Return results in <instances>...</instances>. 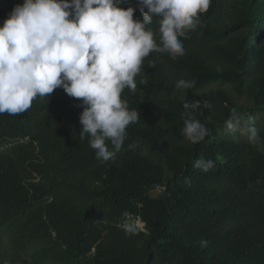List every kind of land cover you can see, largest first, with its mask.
Listing matches in <instances>:
<instances>
[{"label": "trees", "instance_id": "1", "mask_svg": "<svg viewBox=\"0 0 264 264\" xmlns=\"http://www.w3.org/2000/svg\"><path fill=\"white\" fill-rule=\"evenodd\" d=\"M22 3L0 0V26ZM137 4L121 6L142 19ZM181 40L183 56L150 53L122 93L140 118L115 160L80 138L81 102L63 88L0 115V264H264V0H211ZM185 96L211 104L192 113L209 129L195 144L181 132ZM233 108L243 119L229 130ZM251 124L261 143L242 135ZM201 157L214 168H194Z\"/></svg>", "mask_w": 264, "mask_h": 264}, {"label": "clouds", "instance_id": "2", "mask_svg": "<svg viewBox=\"0 0 264 264\" xmlns=\"http://www.w3.org/2000/svg\"><path fill=\"white\" fill-rule=\"evenodd\" d=\"M124 2L23 0L14 6L0 26V115L22 114L34 99L48 98L55 89L63 88L81 102L80 138L90 137V147L101 162L115 160L128 126L140 118L122 99V93L125 89L135 92L136 77L150 53H168L172 59L185 54L181 37L197 28L211 0H138L142 19H134L135 8L122 7ZM154 21L155 31L151 27ZM194 85L195 80L175 82L179 90ZM182 100L185 118L181 132L195 144L209 129L192 113L201 107L211 108V104L187 100L186 96ZM242 119L233 108L224 126L235 129ZM240 131L250 144L261 143L254 124ZM192 166L207 172L215 163L201 157ZM142 227L137 219L122 225L129 235L138 234ZM200 244L204 246L206 241Z\"/></svg>", "mask_w": 264, "mask_h": 264}, {"label": "rangeland", "instance_id": "3", "mask_svg": "<svg viewBox=\"0 0 264 264\" xmlns=\"http://www.w3.org/2000/svg\"><path fill=\"white\" fill-rule=\"evenodd\" d=\"M242 135H244V134H242ZM143 225V224H142Z\"/></svg>", "mask_w": 264, "mask_h": 264}, {"label": "bare ground", "instance_id": "4", "mask_svg": "<svg viewBox=\"0 0 264 264\" xmlns=\"http://www.w3.org/2000/svg\"><path fill=\"white\" fill-rule=\"evenodd\" d=\"M213 52V51H212Z\"/></svg>", "mask_w": 264, "mask_h": 264}]
</instances>
